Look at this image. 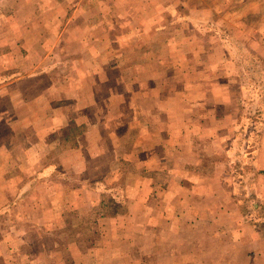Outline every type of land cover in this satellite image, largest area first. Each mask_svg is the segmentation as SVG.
I'll use <instances>...</instances> for the list:
<instances>
[{
    "label": "rangeland",
    "instance_id": "rangeland-1",
    "mask_svg": "<svg viewBox=\"0 0 264 264\" xmlns=\"http://www.w3.org/2000/svg\"><path fill=\"white\" fill-rule=\"evenodd\" d=\"M80 1L81 5H87L94 0H76ZM119 4V11H115L118 23H122L127 14L129 23L141 25L124 27L121 24L112 28L115 39L120 41V45L116 43V52H120L124 41L121 50L127 52L124 53L126 59L100 55L101 66H107L108 62L112 65L111 77L107 85H101L104 91L100 90V94H108L106 88L111 86L117 90L115 105L111 107L114 122L110 125L120 138L111 141L116 144V152L112 153V156H102L98 159L99 166H91L89 159L93 155L89 154V150L97 148L98 139H84L82 151L78 154L71 155L72 150L68 151L70 155L61 154L66 150L63 145L59 146L64 143L65 135L66 139L73 140L80 133L87 131L86 127L76 123L77 125H67L62 132V138L57 142L59 145H54L56 149H51L46 158L41 157V152L47 150L43 149L40 143L37 146L35 143L25 142L18 148L20 156L23 157L22 160L19 158L21 165L0 166L3 185L6 183L12 188H4V193L13 200L1 207L4 213L0 222L3 235L0 234V237L5 236L10 226L17 228L18 240L13 244L16 260L25 261L28 258L26 252L35 253L34 256L39 258L35 248L40 252L42 248L55 247L54 252L44 254L45 257L50 258L54 253L57 257L64 253L70 256V249L71 253L77 252V255L82 252L78 256L82 264L184 262L180 257L177 258L183 252H175L170 246L174 236H170L169 232L164 233L158 236L159 241L156 243L155 234L149 232L154 227V221L148 225L147 233L140 228L143 223L139 222L142 204L140 200L146 190L142 184H146L150 195L155 196L147 205V212L155 211L161 205L157 197L165 194L167 169L170 166H129L130 162H126L127 156L122 151L134 147L137 137L133 133L139 130V111L125 104L128 101L126 82L132 84L137 77L133 75L134 71L130 73V68H152L154 60L150 53L153 51L160 53L157 54L156 63L162 71L155 81L160 99L163 107L176 117L182 114V111H187L185 114L188 115L194 113L198 116H211V109H205V106L201 105L194 107V100L198 98L196 94L190 95L189 91L199 89L202 85L215 84L214 92H219L218 86L226 84L229 100L225 108L227 115L235 119L226 123V126L229 125V132L227 137L222 139V145H228L232 153L229 159L234 160L232 178L236 185H233L232 192L240 196V208L246 222L252 228L259 227L264 236V191L254 184L259 181L254 177L264 174V170L254 169L255 160L262 162L264 159V155H260L264 148V0H166L154 19V14L150 13V20L139 16L133 20L134 10L123 11L125 3ZM61 10L55 9L53 12L62 18ZM39 13L42 14L43 11ZM46 14L48 13L45 12L47 17ZM38 17L36 14V18ZM19 18L23 20L25 15L20 13ZM5 55L12 60L8 52ZM22 56L37 59L39 55L38 52L29 53V50H24L20 53V59ZM73 61L54 58V63L60 66L57 68L58 73L54 75L55 78L61 79L64 66L70 69L69 65ZM82 64H87V68L91 62L85 60ZM115 66L120 68V71L117 72ZM126 68L129 71H123ZM104 76L102 77L106 79L107 76ZM78 77L85 79L84 75ZM146 80V83L154 82L150 78ZM183 84L186 85L187 92L183 91ZM168 86H179V90H167ZM34 89V86L28 88V92H31V107L20 111L23 110V114L28 111L29 116H36V130L38 128L41 132H48L46 121H43L41 114L37 112V109L41 108L40 92ZM222 91L221 89V93ZM65 108L63 105L55 107L60 111ZM74 112L75 108L71 107V113ZM10 116L11 113L7 109L3 111V118L8 119ZM124 117H131L134 121L131 122L128 133L122 137L125 127L121 122ZM86 118L88 113L84 119ZM186 125L190 130L194 124ZM99 132L94 133L98 138L101 136ZM105 137L108 141L107 136ZM201 143L202 146L210 143L209 147L214 152L220 150L218 145L207 140ZM90 146L92 147L89 148ZM9 147L10 145L7 148L4 145L0 149V160L3 159L5 164L7 161L14 164L15 161L10 158L13 156L8 153ZM38 148L40 154L35 153ZM257 150L260 156L255 158ZM176 154L184 157L180 152ZM63 157L66 166H59L64 161ZM136 157L132 156L131 164L137 162ZM108 160L111 166L106 165ZM210 160L207 154L202 156V162L207 163ZM144 167L148 168V171ZM244 167L252 169L251 172L245 173ZM74 189H78L77 196H82L77 203L72 202ZM32 206H35L33 222L27 218ZM32 226L44 228L40 229L44 233L34 245L31 241L28 244L24 242L20 234L25 228L31 229ZM47 228L50 229L46 230ZM15 231L16 229L13 234ZM160 243L165 246L158 247ZM55 256L53 258H56Z\"/></svg>",
    "mask_w": 264,
    "mask_h": 264
},
{
    "label": "crops",
    "instance_id": "crops-1",
    "mask_svg": "<svg viewBox=\"0 0 264 264\" xmlns=\"http://www.w3.org/2000/svg\"><path fill=\"white\" fill-rule=\"evenodd\" d=\"M72 1L0 0V139L3 140L0 141V149L4 145L6 148L10 145L8 153L15 161L14 164H9L8 161L5 164L2 159L0 166L21 165L19 158L22 160L23 157L20 156L18 148L25 142L35 143L37 146L40 143L42 148L47 150L41 152V157L46 158L51 149H56L54 145H59L58 140L62 138V132L67 125H77L76 123L86 127L87 131L80 133L73 140L66 139L65 135L64 143L59 146L63 145L66 150L61 154L70 155L69 150H72L71 155L78 154L82 151L84 139H98L97 148L89 150V154L93 155L89 159L91 166H99L98 159L102 156H112V153L116 152V144L111 141L120 138L110 125L114 122L111 107L115 105L117 90L111 86L106 88L108 94H100V90L104 91L101 85H107L112 73L110 62L107 66H101L100 55L126 59L124 53L127 52L121 50L124 41L120 52H116V43L120 45V41L115 39L112 28L121 24L124 27L133 26L135 23H129L127 14L125 20L118 23L115 11H119V3H125L123 11L134 10L133 20L138 16L150 20V13L154 14V19L166 0H94L91 4H82L85 6L81 5V1ZM55 9H62V18L53 12ZM40 11L43 13L40 14ZM45 12L48 13L47 17ZM20 13L25 15L23 20L19 18ZM36 14L39 15L38 18ZM90 14H93L92 17L88 16ZM128 36L130 38V34ZM24 50H29V53L38 52L39 56L37 59L23 56L20 59V53ZM6 52L11 55L12 60L8 59ZM157 54L160 53H150L154 60L152 68H130V73L134 71L133 75L137 77L132 84L126 82L128 101L125 104L139 111V130L133 133L137 142L133 148L122 150L127 156L126 162H130L129 166H170L167 169L166 191L164 195L157 197L161 205L155 211L147 212V205L155 196L150 195L146 184H142L146 190L140 200L142 204L139 222L143 223L140 228L147 233L148 225L154 221V227L149 232L155 234L156 243L159 241L158 236L164 233L169 232L170 236H174L170 246L175 252H183L177 256L184 260L182 264H264V236L259 227L252 228L246 222L241 212L240 196L232 192L233 185H236L232 178L234 160L229 159L232 153L228 145H222V139H225L229 132V125L226 126V123L235 119L227 115L225 108L229 100L226 84L218 86L219 92H214L215 84L202 85L199 89L189 91L190 95L196 94L198 98L194 100V107L201 105L205 106V109H211V116H198L194 113L188 115L185 114L187 111H182V114L176 117L163 107L158 93L155 81L160 77L162 68L156 63ZM54 58L74 60L69 65L70 69L64 66L61 79L54 76L60 67L54 63ZM85 60L91 62L87 68V64H82ZM116 69L117 72L120 71V68ZM170 69L172 71L171 67ZM125 70L129 71L128 68L123 71ZM79 75H84L85 79H80ZM103 75L107 78L104 79ZM147 78L154 82L146 83ZM30 86L40 92L41 108L37 109V112L39 111L42 120L46 121L48 132H41L38 128L36 130V116H29L28 111L25 114L21 113L23 110L20 111L32 105L29 102ZM173 88L176 87L168 86L167 90ZM176 90H179V86ZM187 90L183 84V91ZM58 105L66 107L65 110H56ZM71 107L76 110L74 114L71 113ZM6 109L11 113L8 119L3 118V111ZM86 113L88 118L84 119ZM133 121L131 117H124L121 122L125 127L122 137L128 133ZM187 123L194 124L191 125L192 129L188 130L190 127ZM97 131L101 134L99 138L94 135ZM205 140L218 145L220 150L212 151L210 143L202 146L201 141ZM39 150L38 148L35 153H39ZM179 152L184 157L177 156L176 153ZM256 152L254 157L258 158L264 155V148L260 155L259 150ZM204 153L211 159L207 163L202 162ZM133 155L137 156V162L131 164ZM257 160L254 169L264 170V159L262 162ZM110 163L108 160L106 165L111 166ZM59 166H66L65 160ZM144 169L148 171V168ZM245 169L247 167H244L245 173L252 170ZM254 178L259 179L254 184L264 191V174ZM4 184L5 186L0 179V222L4 213L2 205L13 201L4 193V188H12ZM77 190L74 189V203L82 199V196H77ZM34 208L35 206H32L31 211L27 213L30 221L34 219ZM40 229L44 228H25L20 233L21 239L27 244L31 241L34 245L44 233ZM48 229L50 228L46 230ZM18 233L17 228L10 226L5 236L0 237V264H82L81 260H78L82 252L77 255V252L71 253L70 249V256L64 253L57 257L54 253L50 258L45 257L44 254L54 252L55 247L42 248L40 252L35 248L39 258L34 256L35 253L26 252L28 258L25 261L16 260L13 244L18 240ZM0 234L3 235V231H0ZM129 236L130 234L127 237ZM164 246L160 243L158 247Z\"/></svg>",
    "mask_w": 264,
    "mask_h": 264
}]
</instances>
